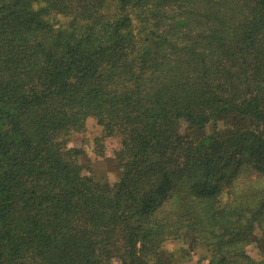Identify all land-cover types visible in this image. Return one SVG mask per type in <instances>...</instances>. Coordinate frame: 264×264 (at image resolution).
<instances>
[{
  "label": "trees",
  "instance_id": "trees-1",
  "mask_svg": "<svg viewBox=\"0 0 264 264\" xmlns=\"http://www.w3.org/2000/svg\"><path fill=\"white\" fill-rule=\"evenodd\" d=\"M175 240L261 264L264 0H0V264H175Z\"/></svg>",
  "mask_w": 264,
  "mask_h": 264
},
{
  "label": "rangeland",
  "instance_id": "rangeland-1",
  "mask_svg": "<svg viewBox=\"0 0 264 264\" xmlns=\"http://www.w3.org/2000/svg\"><path fill=\"white\" fill-rule=\"evenodd\" d=\"M59 20L63 21V18L59 17ZM96 127V123L90 121L85 130L78 134L73 142L84 149L82 161L93 166L94 178L102 182L113 183L119 173L113 157L114 152L120 147V141L117 138L110 137L106 138L102 144L96 143L95 138L100 134V130ZM162 251L172 256L175 264H204L208 255L205 248L200 246L192 248L180 240L168 241ZM253 252L258 257L259 262L264 264V254L255 243Z\"/></svg>",
  "mask_w": 264,
  "mask_h": 264
}]
</instances>
